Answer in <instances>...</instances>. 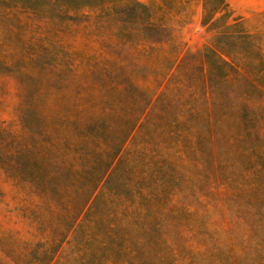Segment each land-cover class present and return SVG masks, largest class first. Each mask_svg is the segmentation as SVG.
<instances>
[{
	"label": "trees",
	"instance_id": "1",
	"mask_svg": "<svg viewBox=\"0 0 264 264\" xmlns=\"http://www.w3.org/2000/svg\"><path fill=\"white\" fill-rule=\"evenodd\" d=\"M202 7L195 63L146 0H0V72L23 84L0 170L43 235L0 229V264H264V32ZM77 22L123 58L72 50ZM218 206L246 233L216 238Z\"/></svg>",
	"mask_w": 264,
	"mask_h": 264
},
{
	"label": "rangeland",
	"instance_id": "2",
	"mask_svg": "<svg viewBox=\"0 0 264 264\" xmlns=\"http://www.w3.org/2000/svg\"><path fill=\"white\" fill-rule=\"evenodd\" d=\"M257 1L264 3V0ZM146 2L153 11L154 19L167 26L175 43L182 44L181 59L184 60L193 55L195 63H198L199 53L204 44L214 36L201 23L203 0H146ZM244 18L250 30L264 32V11L248 12ZM27 27L39 32L50 29L35 17H31ZM57 33L72 50L83 53L82 57L92 54L103 55L110 59L108 64L111 66H113V59L123 58V53L114 45V41H109L104 36L92 35L84 23H74L64 31L58 28ZM192 62L191 60L190 63ZM13 75L0 72V123L20 130L18 109L23 84ZM111 75L114 74L111 73ZM117 81H122L121 71L118 73ZM23 198L16 193L11 182L0 170V229L15 232L23 239L41 240L43 236L41 229L39 225L33 223ZM209 218L213 223L208 226V229L216 231L214 236L219 240L240 238L247 229V226L232 211L221 206H218L216 211H211Z\"/></svg>",
	"mask_w": 264,
	"mask_h": 264
},
{
	"label": "crops",
	"instance_id": "3",
	"mask_svg": "<svg viewBox=\"0 0 264 264\" xmlns=\"http://www.w3.org/2000/svg\"><path fill=\"white\" fill-rule=\"evenodd\" d=\"M235 12V14L243 16L252 11H264V3L257 0H226Z\"/></svg>",
	"mask_w": 264,
	"mask_h": 264
}]
</instances>
